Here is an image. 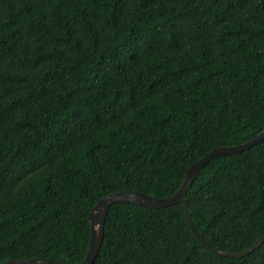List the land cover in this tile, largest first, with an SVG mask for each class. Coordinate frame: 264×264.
Wrapping results in <instances>:
<instances>
[{
    "label": "trees",
    "instance_id": "16d2710c",
    "mask_svg": "<svg viewBox=\"0 0 264 264\" xmlns=\"http://www.w3.org/2000/svg\"><path fill=\"white\" fill-rule=\"evenodd\" d=\"M263 130L264 0H0V264L80 263L102 196H171ZM185 200L206 243L251 247L264 139L210 159ZM92 264H264V242L222 257L180 203H116Z\"/></svg>",
    "mask_w": 264,
    "mask_h": 264
},
{
    "label": "water",
    "instance_id": "95a60500",
    "mask_svg": "<svg viewBox=\"0 0 264 264\" xmlns=\"http://www.w3.org/2000/svg\"><path fill=\"white\" fill-rule=\"evenodd\" d=\"M264 139V130L259 133L255 138L252 140L245 142L241 145L236 146H226V147H219L212 151H210L207 155L200 158L197 162L192 164L188 170L186 171L185 177L183 182L181 183L178 190L171 196L165 198H158L153 197L150 195H146L136 191L124 190L115 193H111L105 196H102L90 209L88 212V222H89V241L88 247L83 260L78 264H92L95 260L100 246L103 240V232H104V222L108 212V209L111 205L116 203H126L132 204L136 206L146 207V208H154L160 209L172 206L176 203H180L183 207L184 214L186 217V221L188 227L194 237L203 245L211 249L217 255L222 257H243L254 249H256L262 242H264V236L257 239L251 247L246 249L241 253H233V252H226L220 251L206 243L203 239H201L194 231L193 226L191 224L189 209L187 202L185 200V195L191 186L193 180L197 176L200 169L212 158L222 156V155H231L240 153L251 146L255 145L256 143L260 142ZM2 264H60L58 262H54L48 259L43 258H31V259H10Z\"/></svg>",
    "mask_w": 264,
    "mask_h": 264
}]
</instances>
